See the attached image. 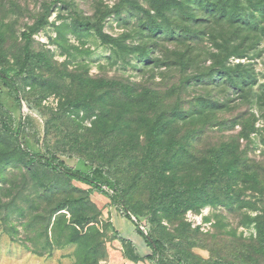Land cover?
Returning <instances> with one entry per match:
<instances>
[{"label": "rangeland", "instance_id": "rangeland-1", "mask_svg": "<svg viewBox=\"0 0 264 264\" xmlns=\"http://www.w3.org/2000/svg\"><path fill=\"white\" fill-rule=\"evenodd\" d=\"M32 31L21 106L0 80V264H102L123 214L24 148L115 185L164 264H264V0H0V69ZM225 143L260 178L246 206L187 194Z\"/></svg>", "mask_w": 264, "mask_h": 264}, {"label": "trees", "instance_id": "trees-1", "mask_svg": "<svg viewBox=\"0 0 264 264\" xmlns=\"http://www.w3.org/2000/svg\"><path fill=\"white\" fill-rule=\"evenodd\" d=\"M168 6L169 5L165 2H155L153 4V9L158 14H162L165 10H168ZM82 24L90 25V23L87 21L82 22ZM39 25H43V20L39 21ZM32 34L33 31L23 33V36L25 37L27 43L25 48V58L20 71L18 73L10 74L4 69H0V80L9 88L20 106L22 105L23 100L20 96V85L17 82V76L26 68L31 57L28 44ZM229 78L236 84L238 83V80L236 79V77H234V75L229 74ZM5 126L7 125L5 124ZM23 126L24 122L21 121L17 131L15 132V136L18 140L21 139ZM155 130L157 131L158 127H156ZM155 143L156 142H154V144ZM24 153L29 156L28 163H39L47 169L61 173L70 179L89 184L99 192L108 196L111 199L112 203L118 205L121 208L125 217H128L129 219L134 221L138 233L144 236L149 245L152 247L153 253L152 255L148 256V259H150V261H152L154 264H164L163 262L167 258L164 252L163 243L159 239L153 237L148 229L146 227H143L141 222L133 219L131 207L128 200L122 195L121 191L115 185L100 181L99 179L92 177L91 175L83 171L75 169L74 167L66 163V161L63 160L55 150L48 148L44 153H35L31 152L28 148H24ZM231 153H233L232 146L225 143L218 149L215 148L212 151L211 159L202 158L201 162H199L198 164H205L207 167H209L210 171L208 173H205V176L203 178H201L200 180H196L197 182H194L193 189H191L190 184L187 189V194L193 192L194 198H200V196H203L205 194V202L203 203V205L208 204V200H211V195H213L216 199L215 203H219L222 198L221 196H223L224 198L222 199L228 201L230 205L238 204L240 207L246 206L248 202H246L241 197L243 192L242 189H240V184L246 183L248 184L247 187L252 188L254 191H257L261 190V188L259 187V185H261V181L258 173L249 170L238 155L233 157L232 159H229V155ZM190 158L194 159L191 153ZM184 204L187 205L186 202ZM189 207L192 208V203L191 205H187V208ZM253 221L258 222V227L262 230L260 234L264 236V218H253ZM80 222L84 224L89 222V219L82 218ZM151 239H153V242H151ZM122 242L124 244L125 251L136 259H139V257L134 253L132 243L128 240H122ZM177 261L178 264H186L179 257L177 258Z\"/></svg>", "mask_w": 264, "mask_h": 264}, {"label": "crops", "instance_id": "crops-1", "mask_svg": "<svg viewBox=\"0 0 264 264\" xmlns=\"http://www.w3.org/2000/svg\"><path fill=\"white\" fill-rule=\"evenodd\" d=\"M111 222L117 236L113 243L114 247L111 248L108 258L102 264H154L148 259V256L153 253L152 247L144 236L138 233L136 225L131 219L117 211L112 216ZM122 240H128L132 243L134 253L139 259L125 251Z\"/></svg>", "mask_w": 264, "mask_h": 264}, {"label": "water", "instance_id": "water-1", "mask_svg": "<svg viewBox=\"0 0 264 264\" xmlns=\"http://www.w3.org/2000/svg\"><path fill=\"white\" fill-rule=\"evenodd\" d=\"M151 242H153V239H151Z\"/></svg>", "mask_w": 264, "mask_h": 264}, {"label": "built area", "instance_id": "built-area-1", "mask_svg": "<svg viewBox=\"0 0 264 264\" xmlns=\"http://www.w3.org/2000/svg\"><path fill=\"white\" fill-rule=\"evenodd\" d=\"M133 219L135 220V218L133 217Z\"/></svg>", "mask_w": 264, "mask_h": 264}]
</instances>
